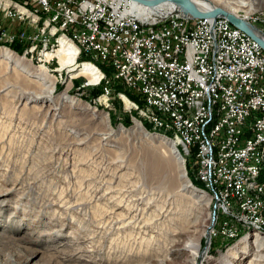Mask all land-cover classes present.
I'll use <instances>...</instances> for the list:
<instances>
[{"label":"rangeland","instance_id":"rangeland-1","mask_svg":"<svg viewBox=\"0 0 264 264\" xmlns=\"http://www.w3.org/2000/svg\"><path fill=\"white\" fill-rule=\"evenodd\" d=\"M227 1L237 6L236 17L240 19L264 15V0L197 3L227 11ZM9 49L13 50L11 46ZM12 53L33 71L46 67L47 84L52 85L53 93L43 101L20 98L22 92H43L47 96L48 89L10 63H0V264H127L131 253L141 257L145 254L144 264H158L161 258L147 252L159 250L173 231L191 224L195 227L181 241L199 240L208 249L205 264H218V258L246 234L255 232L264 237V224L260 227L249 220L238 222L236 211L217 207L205 186L200 189L192 184L194 160L177 146L178 156L185 159L187 184L206 192L209 201L196 202L190 192L180 191L178 164L165 149L136 130L137 122L145 132L158 134L146 129V122L135 110L124 108L123 100L117 97V93L124 92H118L115 86L127 92L123 85H112L114 96L105 107L97 102L104 80L99 86L86 85L90 83L86 77L71 78L73 71L81 69L75 64L70 66H74L73 71L69 67L58 71L56 58L43 65L23 52ZM101 70L109 79L110 73ZM96 87L102 89L101 94L90 97L91 89ZM126 95L128 101L135 102ZM52 106L58 108L55 113ZM94 182L98 183L97 189L92 188ZM131 184L134 186L129 188ZM131 189L135 191L128 192ZM110 190V194L103 195ZM139 197L149 203L135 206L138 210L133 214L150 226L109 229L108 222L115 221V217L129 216L127 205ZM114 244L122 252L108 259L106 251L111 254ZM252 250L236 254L233 264H248ZM166 258L171 264H185L187 255L174 245Z\"/></svg>","mask_w":264,"mask_h":264},{"label":"built area","instance_id":"built-area-1","mask_svg":"<svg viewBox=\"0 0 264 264\" xmlns=\"http://www.w3.org/2000/svg\"><path fill=\"white\" fill-rule=\"evenodd\" d=\"M23 2L76 33L81 57H104L110 78L103 93L113 98L112 85L121 84L153 116L178 123L217 207L236 211L238 222L264 224L260 192L248 200L242 189V173L255 167L264 136V51L257 42L223 17H149L131 0ZM244 21L264 33V15ZM0 40L20 43L43 65L57 59L51 41L5 12Z\"/></svg>","mask_w":264,"mask_h":264},{"label":"bare ground","instance_id":"bare-ground-1","mask_svg":"<svg viewBox=\"0 0 264 264\" xmlns=\"http://www.w3.org/2000/svg\"><path fill=\"white\" fill-rule=\"evenodd\" d=\"M190 1L199 10H202V11H210L213 8H218V7H201L197 3L198 0H190ZM202 1L210 2V0H202ZM225 3L227 5L226 6L227 8L225 7L224 8L228 11V13H231L236 16L237 6L235 7L231 6V4H234V3L229 2V1ZM242 6H245V5L243 4ZM173 8L174 7L171 3H165V4L160 5L154 10L146 8L148 12L147 11H143V12L149 17H160L164 15L167 16L168 14H170ZM0 12H5L6 14L19 18L20 20H22V22L25 23L26 26L38 32L39 36H44V40L51 41L52 43L51 55H57L56 60L58 61V64L60 66L58 71L62 70L65 67H69L68 70L71 69L73 71L74 66L73 67H70V66L75 64L77 68H81V69L72 72L71 74L72 79L86 77L90 81V83H86V85L90 84L94 87L95 85L99 86L100 82L104 80L105 86H106L108 77L106 78L103 71L101 70V69L108 70L107 65H105L104 63V57H100L98 55H91L90 57H85L86 59L83 60L82 62H78L81 55H83V40H77L76 33H70L69 31H66L64 24L55 22V19H53L52 16L43 15V13H40L37 8L30 7V4H26L25 2H23V0H0ZM253 18H256V17H253ZM7 45H8V42L4 40H0V47H1L0 48V63H4V61L8 64L10 63L14 69L21 70L25 72L28 76L36 78L37 80L41 81V83L44 84L43 86H45L48 89L47 96L46 94L43 95L44 94L43 92H40V93L22 92L21 94L22 96L20 98L22 99L24 98L27 101L28 100L43 101L45 98H49L51 94L53 93L52 91L53 87L52 85L47 84L48 75L46 76V70H47L46 67L39 66L36 69V71H33V69H31V67L27 63H25L22 58L15 56L12 53V51L7 47ZM30 57L31 59H33V56H30ZM47 58L48 59L51 58L50 54L47 55ZM129 93L133 94V92H129ZM123 94L117 93V97H119L121 101L123 100L124 108L129 109L131 107V110H135L137 112L138 117H140L139 119L143 120L144 122H146L147 124L151 126L152 128L151 130L153 131V133H158L160 135L149 134L145 132L142 129V127H140L139 123L137 122L135 124L136 130L139 131V133L143 137L148 138L150 142H153L157 147L161 149H165L168 152L169 156L174 160V162L178 164L180 173H181L179 178L180 180H182L181 181L182 186H181L180 191L186 190L190 192L189 194L190 197L194 199L196 202H203V201L208 202L209 199L207 197L206 192L195 189L193 188V186H190L189 184H187V180L185 178V174L183 170V164H186L184 163L185 159H181L182 156L179 157L180 155L178 156V153L176 151L177 146L181 148L182 153L186 157H189L190 155H192V153L190 152V149H188L187 136L181 135V128L179 127L178 123L174 122L172 117L162 116V114H154L153 116V114L149 113L146 108H143L142 100L139 96H136V94H133V95L134 97L135 96L138 97L137 99L140 100L141 105H139L138 103L135 104L136 101L133 103L129 100L130 101L129 102L125 98L126 94L125 95ZM110 99L111 98H110L109 93H102L101 97L97 99V102L100 105L103 104L105 107H107L109 106L108 102ZM51 110L53 111V113H55L58 110V108L57 107L54 108L52 106ZM104 135L109 137L111 134L104 133ZM263 167H264V136L261 137V147L259 148V156H257L255 167H252L251 170H249L247 173H242L243 196H247L248 200H256V197L259 196V192H260L261 213L264 216V180H261L262 178L260 176ZM194 175H195V179L198 180V174H197L196 169H194ZM200 182H202L203 184V181H200ZM133 186L134 185L131 184L128 187L130 188ZM204 186L206 190L210 192V194L214 197L215 203L217 205V193L215 192V190L212 189L211 185H204ZM95 187L96 189L98 188V183L96 182L92 184V188H95ZM109 189L110 187L107 188V190ZM133 191H135V189H131L128 192H133ZM110 192L111 190L105 191L103 195H108L110 194ZM132 202H133L132 204L133 207H130ZM114 203H116V201ZM131 203L127 205L129 207L127 209L129 210V212H127L129 216L127 214L123 216L121 215L118 218L114 216L115 221L108 222L110 223L108 225L109 229L110 228L122 229L127 226H129L130 229H134V228H138L140 224H142V226L139 228L145 227L146 229L147 227L146 224H149V222L143 221L144 219L142 217L139 219V217H137L139 215L133 214V213L136 210H138V208H136L135 206L139 204L145 205V204H148L149 202H147V200L145 202L144 197H141V198L139 197L137 199H132ZM165 212L166 210L162 212V217ZM98 217L101 219L103 216L98 215ZM129 218L130 220L126 222V219H129ZM255 225L262 227L263 224H255ZM194 227L195 225L191 224L189 225V227L188 226L180 227V229L173 231L172 237L168 238V240L167 239L164 240V242L161 243L159 250L157 248H156L157 250L152 249L150 252H147L148 255L152 254L153 258H155L156 256L160 257L161 259L158 262V264H171L170 260L166 258V253L170 250V248L174 247V245H178L182 251L186 252L187 259L185 261L186 262L185 264H194L196 262L198 264L207 263L206 252L208 251V249L203 248V245L201 244L199 240L186 239L185 242L181 241L182 240L181 237L185 236L189 232V229H192ZM239 242H238L239 244L238 243L235 244L231 249L227 250L224 254H222L218 258L217 263L218 264H233L232 260L236 259V254L241 253L245 255L247 254L248 249H253L252 250L253 254L248 264H264V237L261 234H258L255 232L249 235L246 234L244 237H242L239 240ZM110 249L112 250L111 254H109V252L106 251V257L108 259H113L114 257L118 256L122 252V250L119 247H117V245L115 244L111 246ZM147 249H150V248H147ZM144 255L145 254H143L142 257ZM142 257L137 256V254L134 255V253L128 254L127 264H144L145 261H142L143 260Z\"/></svg>","mask_w":264,"mask_h":264},{"label":"water","instance_id":"water-1","mask_svg":"<svg viewBox=\"0 0 264 264\" xmlns=\"http://www.w3.org/2000/svg\"><path fill=\"white\" fill-rule=\"evenodd\" d=\"M137 4L149 8L156 9L162 4L171 3L173 5V10L170 14L177 16H189L191 18L204 19V18H226L229 23L235 28L241 30L249 37H251L264 51V33L253 25L245 22L244 20L236 17L235 15L226 12L221 8H213L210 11L199 10L190 0H131ZM166 16V15H164Z\"/></svg>","mask_w":264,"mask_h":264},{"label":"trees","instance_id":"trees-1","mask_svg":"<svg viewBox=\"0 0 264 264\" xmlns=\"http://www.w3.org/2000/svg\"><path fill=\"white\" fill-rule=\"evenodd\" d=\"M8 46V45H7ZM8 48H10V46H8ZM11 49H13L15 52H17L18 54H22V52H23V46L20 44V43H18V42H14L12 45H11ZM12 50V51H13ZM81 58H83V59H81ZM85 57H80L79 58V60H78V62H82L83 60H85L84 59ZM105 73H106V75H108L109 74V71L108 70H105ZM116 86V88H117V91L118 92H124V93H127L128 95H126V96H128L132 101L134 100V101H137L138 99L137 98H135L134 97V95L133 94H131V93H128V91L126 92L124 89H122V87H120L119 85H115ZM91 95H90V97H96V96H98V95H100L101 94V92H102V89L100 88V87H96V88H92L91 89ZM86 98H89V95H88V97H86ZM139 101V100H138ZM137 101V102H138ZM139 103V105H141V102L139 101L138 102ZM135 113V112H134ZM136 114V113H135ZM125 123L126 124H129V119L128 118H126V120H125ZM146 124V129H152L147 123H145ZM148 127V128H147ZM194 157V154H192V158ZM260 176H261V180H264V167L262 168V171H261V174H260ZM192 184L194 185V186H196L197 188H200V189H203V187H204V185L202 184V183H200L199 181H197V180H195V179H192Z\"/></svg>","mask_w":264,"mask_h":264}]
</instances>
